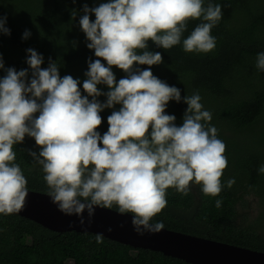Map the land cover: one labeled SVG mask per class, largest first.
I'll list each match as a JSON object with an SVG mask.
<instances>
[{"label":"clouds","instance_id":"9594fccd","mask_svg":"<svg viewBox=\"0 0 264 264\" xmlns=\"http://www.w3.org/2000/svg\"><path fill=\"white\" fill-rule=\"evenodd\" d=\"M82 13L79 26L96 57L87 62L83 92L80 79L61 77L56 61L49 58L43 67L44 57L35 49L26 50L28 68L19 71L5 68L0 53V71L5 72L0 76V213H19L26 205L27 180L15 163L14 146L27 136L40 149L28 155L42 166L49 195L61 212L80 216L83 224L85 211L90 220L96 207L115 205L121 214H132L139 235L159 232L162 222L151 221L167 205L166 190L188 195L195 183L215 197L223 190L228 160L218 130L210 123L206 127L212 114L203 110L198 93L183 97L188 107L181 125L167 114L170 101L181 102V90L153 74L152 66L162 64L163 57L149 50V41L170 49L181 44L189 20L202 18L182 45L185 52L208 53L216 47L211 30L223 18L222 5L106 0L95 7L85 3ZM5 24L6 17H0V35H11ZM30 35L26 30L23 38ZM256 61L264 71V52ZM114 67L126 73L118 81ZM105 109L112 111L101 134ZM259 172L264 173V165ZM234 183L229 179L227 186ZM96 242H103L102 234Z\"/></svg>","mask_w":264,"mask_h":264},{"label":"trees","instance_id":"16d2710c","mask_svg":"<svg viewBox=\"0 0 264 264\" xmlns=\"http://www.w3.org/2000/svg\"><path fill=\"white\" fill-rule=\"evenodd\" d=\"M106 0H0V17L11 35H0V53L5 68H28V48L44 57L43 67L51 58L60 67V75L86 78L88 60L96 59L87 48V39L79 26L85 3L98 6ZM221 4L223 18L212 28L216 47L208 53L185 52L182 41L200 24L189 20L181 44L170 49L157 48L149 41V50L160 52L163 63L152 66L155 76L181 90V102L170 101L166 112L176 116L181 125L187 104L185 95L198 93L203 110L210 111L211 126L226 145L228 166L224 170L221 193L205 195L193 183L188 195L174 188L166 190L167 205L152 223L162 222L163 229L210 239L216 242L264 253V71L257 69L258 53L264 52V0H203ZM91 19L94 21L95 16ZM28 30L31 35L23 38ZM103 62V61H102ZM106 64V62H104ZM141 69L147 65L139 66ZM117 81L126 73L113 68ZM5 75L0 71V76ZM103 91L106 86L99 85ZM101 102L106 97L98 98ZM120 106L117 105L118 110ZM105 109L98 131L108 129ZM28 150L39 152L34 138L25 137L14 146L15 163L27 180V189L49 194L42 166L35 163ZM234 179L231 188L227 181ZM221 206H216V201ZM107 208V207H105ZM119 212L113 205L108 208ZM131 214V213H128ZM132 215V214H131ZM186 264L158 252L134 249L96 235L51 232L13 214L0 213V264Z\"/></svg>","mask_w":264,"mask_h":264},{"label":"water","instance_id":"95a60500","mask_svg":"<svg viewBox=\"0 0 264 264\" xmlns=\"http://www.w3.org/2000/svg\"><path fill=\"white\" fill-rule=\"evenodd\" d=\"M27 202L22 211L13 213L55 233L76 232L102 234L103 238L134 249L158 252L165 257L186 264H264V253L247 248L216 242L171 230L139 235L132 225L131 214L96 207L89 220L83 213L84 223L77 215H66L52 202L49 194L28 190ZM111 229V231H109Z\"/></svg>","mask_w":264,"mask_h":264},{"label":"rangeland","instance_id":"374dc122","mask_svg":"<svg viewBox=\"0 0 264 264\" xmlns=\"http://www.w3.org/2000/svg\"><path fill=\"white\" fill-rule=\"evenodd\" d=\"M69 264H70V262H69Z\"/></svg>","mask_w":264,"mask_h":264}]
</instances>
